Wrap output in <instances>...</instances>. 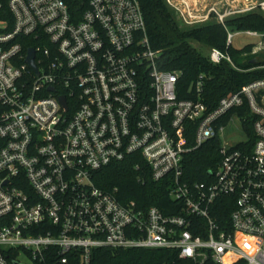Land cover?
Returning <instances> with one entry per match:
<instances>
[{
	"label": "built area",
	"instance_id": "obj_1",
	"mask_svg": "<svg viewBox=\"0 0 264 264\" xmlns=\"http://www.w3.org/2000/svg\"><path fill=\"white\" fill-rule=\"evenodd\" d=\"M165 2L182 26L214 18L226 48L237 33L264 38L225 26L229 16L263 11L264 0ZM7 7L10 21L0 4V264H94L100 249L170 250L188 264H264V80L209 109L202 74L180 97L182 71L159 68L139 1L88 0L78 17L65 0H7ZM207 50L211 64L232 63L227 52ZM243 106L254 117L252 142L237 112ZM236 122L244 139L229 144L224 130ZM214 139L215 166L187 183L185 156ZM124 161L138 183L165 182L178 212L122 202L118 189L94 185L98 169Z\"/></svg>",
	"mask_w": 264,
	"mask_h": 264
},
{
	"label": "trees",
	"instance_id": "obj_2",
	"mask_svg": "<svg viewBox=\"0 0 264 264\" xmlns=\"http://www.w3.org/2000/svg\"><path fill=\"white\" fill-rule=\"evenodd\" d=\"M139 1L143 18L146 22V31L153 49L160 51L159 68L166 70H181L178 82L180 97H187L190 84L195 82L199 74L203 75V88L200 98L213 109L217 100L233 91H237L249 82L264 80V55L252 53L255 43L235 48L231 44L225 47L227 33L224 27L214 18L212 20L195 24V26H182L176 15L166 4L165 0H137ZM69 11L75 17L80 16L86 8L88 0H65ZM2 12L10 21L7 0H0ZM0 19L3 16L0 15ZM226 29L231 32L246 30L264 34V10L249 11L245 14L229 16L225 22ZM264 39V38H263ZM195 43L203 47H216L228 53L232 63L221 61L211 64ZM231 109V112H234ZM242 117V128L252 142V117L246 108L237 110ZM218 140H210L198 150L187 154L183 160V180L187 183L205 180L204 173L208 168L215 166L217 159L216 146ZM96 187L107 191L118 189L115 194L119 200L126 202L134 199L143 207L154 205L164 214L178 212L180 204L175 203L167 196L166 183L154 182L146 178L144 184L136 181V172L132 170L128 161L115 162L100 168L93 175ZM177 207V208H176ZM223 209V215L228 214ZM94 264H188L178 258L170 250H110L100 249L94 252Z\"/></svg>",
	"mask_w": 264,
	"mask_h": 264
},
{
	"label": "rangeland",
	"instance_id": "obj_3",
	"mask_svg": "<svg viewBox=\"0 0 264 264\" xmlns=\"http://www.w3.org/2000/svg\"><path fill=\"white\" fill-rule=\"evenodd\" d=\"M193 1H198V0H193ZM218 0H212V2H216ZM207 4H211V0H208ZM223 4H226L225 2H223ZM255 11V10H253ZM259 39L250 35H242V34H235L232 38V46L235 48H240L244 45H246L247 43H255V46L252 48L253 52L252 53H261L264 55V39L261 40V42L259 43ZM195 47H198L204 54H207L208 50L206 47H203L202 45H200L199 43H195L194 45ZM240 124L239 122H236L235 125H229L226 127V129L224 130V138L225 140L229 143H236L238 141H242L244 139V134L242 133V131L239 128ZM18 259L21 260L24 263H28L29 260L23 256V255H19Z\"/></svg>",
	"mask_w": 264,
	"mask_h": 264
},
{
	"label": "water",
	"instance_id": "obj_4",
	"mask_svg": "<svg viewBox=\"0 0 264 264\" xmlns=\"http://www.w3.org/2000/svg\"><path fill=\"white\" fill-rule=\"evenodd\" d=\"M27 58H26V61L28 62V64L33 68V70L35 71L36 68H35V65H34V55H33V50L32 48H29L27 50ZM60 102L64 105L65 103V100H64V96H61L60 97Z\"/></svg>",
	"mask_w": 264,
	"mask_h": 264
},
{
	"label": "crops",
	"instance_id": "obj_5",
	"mask_svg": "<svg viewBox=\"0 0 264 264\" xmlns=\"http://www.w3.org/2000/svg\"><path fill=\"white\" fill-rule=\"evenodd\" d=\"M208 0H203V4L206 6H211V4H223V2H225L226 4H231V5H237V4H242L245 2V0H218L216 2H212L211 0V4H207Z\"/></svg>",
	"mask_w": 264,
	"mask_h": 264
}]
</instances>
